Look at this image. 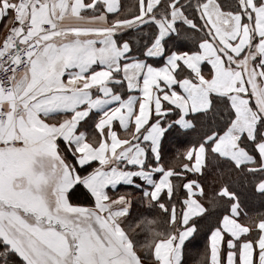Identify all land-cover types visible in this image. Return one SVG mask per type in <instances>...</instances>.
<instances>
[{"label": "snow or ice", "instance_id": "obj_1", "mask_svg": "<svg viewBox=\"0 0 264 264\" xmlns=\"http://www.w3.org/2000/svg\"><path fill=\"white\" fill-rule=\"evenodd\" d=\"M0 20V264H264V213L232 190L264 196V0H0Z\"/></svg>", "mask_w": 264, "mask_h": 264}, {"label": "trees", "instance_id": "obj_2", "mask_svg": "<svg viewBox=\"0 0 264 264\" xmlns=\"http://www.w3.org/2000/svg\"><path fill=\"white\" fill-rule=\"evenodd\" d=\"M194 134H189L187 140H191ZM187 140L183 143L173 142L172 144V151L167 154L168 157L174 155V152L178 148H182L187 143ZM195 178V177H193ZM204 187L205 191L209 194L212 193L214 189H217V184L213 183L214 176L212 173H209L204 176ZM232 190L236 193V196L239 198V202L241 204L242 209L248 213L249 216L259 215L264 213V196H261L259 193L256 192L253 186L246 183L245 181L241 180L240 182L236 183L232 186ZM205 206L208 207L207 202L205 201ZM220 215L223 214V211L219 213ZM243 215V213H242ZM215 220V215L213 216V221ZM206 226L202 224L200 234L196 237L195 241V251L200 252L203 250L207 243V237L205 235ZM191 246L189 250L191 251ZM188 264H194L192 260L188 261Z\"/></svg>", "mask_w": 264, "mask_h": 264}, {"label": "crops", "instance_id": "obj_3", "mask_svg": "<svg viewBox=\"0 0 264 264\" xmlns=\"http://www.w3.org/2000/svg\"><path fill=\"white\" fill-rule=\"evenodd\" d=\"M121 2L122 3H127L128 2V0H121ZM7 18H5V20H6ZM4 23H5V21L4 20H0V42L2 41V38H3V36H4V34H5V32L7 31V29L8 28H6L5 26H4ZM10 21H9V23H8V27L10 26ZM122 190V189H121Z\"/></svg>", "mask_w": 264, "mask_h": 264}, {"label": "built area", "instance_id": "obj_4", "mask_svg": "<svg viewBox=\"0 0 264 264\" xmlns=\"http://www.w3.org/2000/svg\"><path fill=\"white\" fill-rule=\"evenodd\" d=\"M9 27H11V23H10V26H9ZM7 30H8V29H7ZM6 32H7V31H6ZM6 32H5V34H6ZM5 34H4V35H5ZM1 42H2V41H1ZM0 75H2V73H0Z\"/></svg>", "mask_w": 264, "mask_h": 264}]
</instances>
